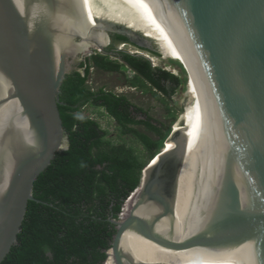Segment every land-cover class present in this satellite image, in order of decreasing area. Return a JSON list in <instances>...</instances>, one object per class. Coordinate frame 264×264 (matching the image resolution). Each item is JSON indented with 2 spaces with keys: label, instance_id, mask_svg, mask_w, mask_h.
Here are the masks:
<instances>
[{
  "label": "water",
  "instance_id": "water-1",
  "mask_svg": "<svg viewBox=\"0 0 264 264\" xmlns=\"http://www.w3.org/2000/svg\"><path fill=\"white\" fill-rule=\"evenodd\" d=\"M111 33L168 59L157 35H170L198 81L111 220L103 264H264V0H0V263L68 147L62 80Z\"/></svg>",
  "mask_w": 264,
  "mask_h": 264
},
{
  "label": "trees",
  "instance_id": "trees-1",
  "mask_svg": "<svg viewBox=\"0 0 264 264\" xmlns=\"http://www.w3.org/2000/svg\"><path fill=\"white\" fill-rule=\"evenodd\" d=\"M120 42L130 40L111 33V42L102 54L84 57L65 74L58 109L68 147L56 152L34 181L33 198L27 202L17 240L0 264L105 261L115 232L111 220L118 217L123 203L139 185L144 167L161 151L170 128L163 133V125L127 96L93 89L87 83L90 67L117 71L120 64L110 59L113 55L134 72L132 87L146 89L148 85L152 95L168 102L182 83L177 75L153 66L146 57L117 50L115 46ZM137 48L159 56L152 47ZM87 105L102 108L115 121L118 137L128 136L132 143L108 138V130L98 120L81 114ZM171 116L174 122L176 116ZM138 125L158 139L137 129Z\"/></svg>",
  "mask_w": 264,
  "mask_h": 264
},
{
  "label": "rangeland",
  "instance_id": "rangeland-1",
  "mask_svg": "<svg viewBox=\"0 0 264 264\" xmlns=\"http://www.w3.org/2000/svg\"><path fill=\"white\" fill-rule=\"evenodd\" d=\"M109 44L110 41H104V48L106 49ZM118 47H121L122 50L130 52L132 54H136L138 52L145 54L148 57H153L156 59V61L151 60V64L153 66L161 67L162 69L168 70L173 74L177 75L181 79L182 83L175 90L171 100L169 102L162 100L160 95H157L155 97L154 95H152L153 89H150L148 85L146 89H142L140 87H132L130 84V80L133 78L134 72L127 66L121 64V62L113 55H110V59L120 64L119 69L117 71H105L97 70L91 67L88 78L89 84L93 89L103 88V90L106 92H112L119 95L123 94L127 96L132 103L145 109L148 112V115L154 121L163 125V133H165L166 128L168 126L171 131L172 126L180 117L181 111L183 110L182 108L186 102L183 92V89L185 87V81L187 79L186 71L181 66V64H178L175 60H164L162 58L152 56L144 50L138 49L137 47L129 46L128 44H117V49ZM96 52L102 54V51L98 50L94 51L93 53ZM84 57V54H79L75 59V63H79ZM81 114L98 120L101 127L108 130L109 133L107 137L112 138L113 141L124 142L125 144L132 143L131 139L128 136L122 137L123 139L121 137H118V129L116 128L115 121L111 120L102 108H95L94 106L87 105L82 109ZM171 115L176 116L174 122L171 119ZM136 128L140 131H144L153 139H158L157 135H155L149 130H146L143 125H138L136 126ZM170 131L168 132L166 138H164L162 147L164 146L165 141L168 139ZM107 264H109V258L107 259Z\"/></svg>",
  "mask_w": 264,
  "mask_h": 264
},
{
  "label": "bare ground",
  "instance_id": "bare-ground-1",
  "mask_svg": "<svg viewBox=\"0 0 264 264\" xmlns=\"http://www.w3.org/2000/svg\"><path fill=\"white\" fill-rule=\"evenodd\" d=\"M104 41H107V40L92 36L83 45L82 48H86V47L90 46L91 43L94 44V42H98L100 44H102V43L104 44ZM157 41L160 43L161 46H163L164 48H166L170 52V54L172 55V57L170 58L171 60L177 61V63L181 64L182 67L185 65L187 67L188 71H189L190 77L189 76L187 77V73H186L187 79L185 81V84H187V85H185V87L183 89L184 97H185V100H186V97L188 96V94L191 92V90L193 89V87L195 86V84L198 81L196 76H195V73H194V71H193V69H192V67L190 65V62H189L187 56L185 55V53L181 50V48L177 45V43L173 40V38L170 35L159 33L157 35ZM149 58H151V60H153V61L154 60L156 61V59L153 58V57H149ZM159 58H162V57H159ZM162 59L167 60L168 58H162ZM180 60H182L183 63H181ZM182 109L183 110L181 111L180 117L177 119V121L172 126L173 130H177L179 128V126L183 123V120H184V117H185V105L183 106ZM168 139L165 141V143L168 141ZM153 159H154V157H153ZM153 159L150 160V163H152ZM109 264H113L111 257H109Z\"/></svg>",
  "mask_w": 264,
  "mask_h": 264
},
{
  "label": "clouds",
  "instance_id": "clouds-1",
  "mask_svg": "<svg viewBox=\"0 0 264 264\" xmlns=\"http://www.w3.org/2000/svg\"><path fill=\"white\" fill-rule=\"evenodd\" d=\"M115 48L117 49V44H116V47H115ZM120 48H121V47H120ZM121 50H122V49H121ZM94 51H96V50H94ZM145 52H146V51H145ZM92 53H93V52H92ZM92 53H91V54H92ZM85 56H86V55H85ZM152 56H153V55H152ZM156 57H158V56H156ZM158 58H159V57H158ZM83 59H84V58H83ZM83 59H82V60H83ZM150 62H151V60H150ZM92 68H93V67H92ZM87 83L89 84L88 80H87ZM89 85H90V84H89ZM103 263H104V262H103Z\"/></svg>",
  "mask_w": 264,
  "mask_h": 264
},
{
  "label": "built area",
  "instance_id": "built-area-1",
  "mask_svg": "<svg viewBox=\"0 0 264 264\" xmlns=\"http://www.w3.org/2000/svg\"><path fill=\"white\" fill-rule=\"evenodd\" d=\"M86 56H90V54H88V55H86ZM86 56H85V57H86ZM90 70H91V67H90Z\"/></svg>",
  "mask_w": 264,
  "mask_h": 264
},
{
  "label": "flooded vegetation",
  "instance_id": "flooded-vegetation-1",
  "mask_svg": "<svg viewBox=\"0 0 264 264\" xmlns=\"http://www.w3.org/2000/svg\"><path fill=\"white\" fill-rule=\"evenodd\" d=\"M115 47H116V46H115ZM76 63H77V62H76ZM76 63H75V64H76Z\"/></svg>",
  "mask_w": 264,
  "mask_h": 264
}]
</instances>
